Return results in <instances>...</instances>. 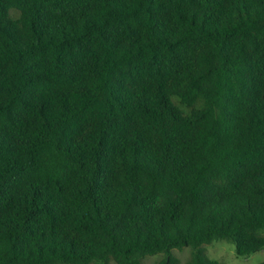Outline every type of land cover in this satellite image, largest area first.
<instances>
[{
  "label": "trees",
  "instance_id": "1",
  "mask_svg": "<svg viewBox=\"0 0 264 264\" xmlns=\"http://www.w3.org/2000/svg\"><path fill=\"white\" fill-rule=\"evenodd\" d=\"M218 240L264 250V0H0V264Z\"/></svg>",
  "mask_w": 264,
  "mask_h": 264
},
{
  "label": "rangeland",
  "instance_id": "2",
  "mask_svg": "<svg viewBox=\"0 0 264 264\" xmlns=\"http://www.w3.org/2000/svg\"><path fill=\"white\" fill-rule=\"evenodd\" d=\"M175 254L182 259L189 256V251H176ZM207 255L211 260L220 264H260L264 261V250L253 253L246 257H239L236 252V245L225 240L215 241L207 247ZM160 257L151 259V262L158 260Z\"/></svg>",
  "mask_w": 264,
  "mask_h": 264
}]
</instances>
